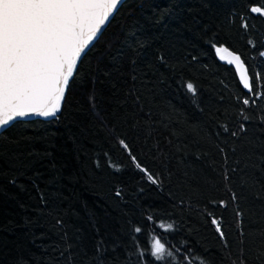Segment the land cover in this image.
I'll return each mask as SVG.
<instances>
[{
	"label": "trees",
	"instance_id": "16d2710c",
	"mask_svg": "<svg viewBox=\"0 0 264 264\" xmlns=\"http://www.w3.org/2000/svg\"><path fill=\"white\" fill-rule=\"evenodd\" d=\"M245 3L126 0L79 62L59 115L49 121H18L0 133V264L21 259L24 264H65L68 245L72 264H86L100 240L107 249L106 264H122L125 257L135 264L137 250L144 252L146 264H159L150 254L154 239L169 250L191 249L194 259L221 264L223 244L209 212L222 221L233 256L238 254L237 205L222 179L216 139L197 148L182 133L196 125L208 132L217 124L239 128L238 98L245 93L211 42L241 54L250 77L264 74L259 56L264 22L251 20L253 28L245 33L233 16L245 10ZM188 82L197 95L187 92L183 85ZM253 112L256 119L239 139L257 145L251 151L258 167L245 172L264 185V164L258 159L264 156V124L258 122L260 110L249 114ZM117 134L160 177L159 186L113 147ZM218 139L231 146L232 138ZM204 151L209 154L197 160L195 154ZM109 159L120 171L108 166ZM185 166L189 175L191 167L197 169L199 186L183 178ZM233 179V188L243 193L239 208L247 234L264 223V199L242 188L238 176ZM117 187L122 199L114 195ZM41 193L46 203H41ZM221 199L227 207L209 203ZM161 224L174 228L165 231ZM137 226L140 233L134 231ZM245 248L251 264L252 250Z\"/></svg>",
	"mask_w": 264,
	"mask_h": 264
},
{
	"label": "snow or ice",
	"instance_id": "6c2138e0",
	"mask_svg": "<svg viewBox=\"0 0 264 264\" xmlns=\"http://www.w3.org/2000/svg\"><path fill=\"white\" fill-rule=\"evenodd\" d=\"M121 2L122 0H0V129L14 126L16 121H24L28 117H57L79 62L95 46L106 26L114 18ZM244 9L243 12L233 13V16L240 20L239 28L249 33L253 28L251 20L259 19L264 22V0H246ZM247 43L253 48L256 47L253 39H248ZM211 46L221 61H227L229 65L235 66L240 84L247 90L242 99L238 98V103L242 105L238 117L241 122L238 130H232L226 124H217L214 132H208L206 128L196 125L182 134L190 138L197 148L201 144H212L214 138L216 139L215 149L223 160L222 179L226 191L231 194V201L237 205L234 212L240 239L238 254L235 256L222 227V221L211 212L208 213L211 225L223 244L221 264L225 261L228 264H250L246 244L252 250L251 264H264V223L247 234L244 232L242 219L244 213L239 208L243 193L238 194L233 188L235 183L233 177L238 176L242 188L247 189L257 200L264 199V185L259 184L254 177L245 172V169L258 167L253 163L255 153L251 151V148L257 145L251 140L239 139L241 134L247 131L248 123L256 119L254 112L249 114L250 110L259 109L261 115L258 122L264 124V107L260 106V102L264 101V74L257 72L250 77L241 54L223 44L218 46L211 42ZM261 48H264V37ZM259 56L264 58V50H259ZM160 59L163 60V57ZM133 79L135 80V77ZM183 86L188 93L197 95L193 83L188 82ZM211 115L217 116L218 110ZM212 123L217 121L213 120ZM220 136L232 138L229 148L219 141ZM112 138L116 140L113 147L118 146L123 150L135 169L143 173L152 185L161 184L160 177L140 163L124 138L118 134ZM208 154L207 151L197 152L195 156L197 160H201ZM105 155L108 156V153ZM258 159L264 164V156ZM178 163L183 165L184 161ZM108 166L120 171V166L110 159ZM190 170L191 175L189 166H185L183 178L195 181L199 186L197 169L191 167ZM260 171L264 173V168ZM12 182L15 183L14 180ZM114 195L122 199V189L115 188ZM41 203H46L42 193ZM209 203L215 207H227V202L223 199L211 200ZM147 219L152 221L153 217L148 216ZM56 224L63 227L60 218L56 219ZM158 227L169 231L174 225L161 224ZM134 231L140 233L141 228L137 226ZM65 251L69 253L65 264H72L71 245H68ZM106 253L103 240L97 241L95 251L86 264H106ZM150 254L159 264H209L203 258L194 259L191 249L182 251L177 247L175 251L169 250L160 239H154ZM63 256L64 252H61V257ZM136 256L135 264H146L143 251L137 250ZM18 264H24L23 259ZM122 264H133V261L125 257Z\"/></svg>",
	"mask_w": 264,
	"mask_h": 264
},
{
	"label": "water",
	"instance_id": "95a60500",
	"mask_svg": "<svg viewBox=\"0 0 264 264\" xmlns=\"http://www.w3.org/2000/svg\"><path fill=\"white\" fill-rule=\"evenodd\" d=\"M126 0H122V2H121V5L125 2ZM120 5V6H121ZM119 6V7H120ZM119 7H118V9H119ZM107 27V26H106ZM232 66V68H233V70H234V73H235V76H236V79H237V81H238V84L240 85V87H241V89L243 90V92L246 94V92H247V90H244L243 88H242V85L240 84V81H239V74L237 73V71H236V69H235V66L234 65H231ZM59 115V113L57 114V116ZM56 118V117H55ZM55 118H37V117H28L26 120H24V121H28V120H44V121H49V120H53V119H55ZM18 121H20V120H18ZM18 121H16V122H18ZM8 127H10V126H8ZM7 127V128H8ZM7 128H4V129H0V133L1 132H3L5 129H7Z\"/></svg>",
	"mask_w": 264,
	"mask_h": 264
}]
</instances>
